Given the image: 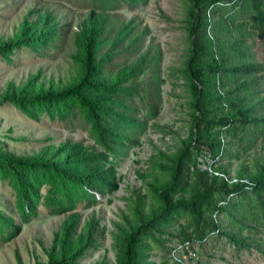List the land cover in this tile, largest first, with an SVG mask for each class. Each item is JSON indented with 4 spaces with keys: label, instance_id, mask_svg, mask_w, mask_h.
<instances>
[{
    "label": "trees",
    "instance_id": "obj_1",
    "mask_svg": "<svg viewBox=\"0 0 264 264\" xmlns=\"http://www.w3.org/2000/svg\"><path fill=\"white\" fill-rule=\"evenodd\" d=\"M75 1L88 13L73 33L72 79L45 85L39 71L20 86L8 85L0 98V104L11 103L35 121L46 116L77 122L94 140L87 146L67 140L33 155L9 152L0 143V179L14 189L22 222H30L42 203L51 213L67 214L46 251L47 261L34 264H79L99 248L98 220L92 218L78 232L80 214L75 211L100 204L96 194L108 198L119 188L117 159L155 127L150 123L163 103L162 56L156 45H143L147 27L140 29L135 18L119 23L109 16L121 5L133 9L147 0ZM181 2L186 55L182 70L173 69L172 75L182 79L189 129L170 151L154 149L148 171L137 172L144 191L134 189L123 197L125 210L111 231L117 264H176L169 257L174 240L207 238L204 246L211 237L224 238L236 253L244 252L264 233V63L256 60L250 42L264 38V0ZM30 15L15 37L0 42L1 59L10 61L23 48L43 55L64 40L70 25L59 24L56 14ZM140 105H146L142 113ZM258 145L262 154L234 169V177L249 180L248 189L201 170L217 158L216 170L229 175L233 161ZM177 226L181 230L174 233ZM0 231L8 242L21 226L0 212ZM152 244L164 254L159 262L150 260ZM94 264L112 263L104 258Z\"/></svg>",
    "mask_w": 264,
    "mask_h": 264
},
{
    "label": "rangeland",
    "instance_id": "obj_2",
    "mask_svg": "<svg viewBox=\"0 0 264 264\" xmlns=\"http://www.w3.org/2000/svg\"><path fill=\"white\" fill-rule=\"evenodd\" d=\"M78 5L80 4L75 0H0V42L16 36L30 11V19L38 17L44 10H49L56 14L59 24L70 25L57 49H47L40 55L23 48L17 50L10 61L0 58V98L8 85L20 86L39 71L42 72L45 85L49 82L65 83L72 79L76 67L73 61V33L78 22L88 13L78 9ZM183 11L181 0H147L146 5L138 4L132 9L125 4L115 14H109L111 17L116 16L119 23L135 18L140 29L147 27L148 36L143 45H156L162 56L160 70L164 80L161 85L163 103L158 117L150 123V126L154 124L155 127L147 129L140 137L139 144L132 147L127 156L121 155L117 159L119 188L108 198L96 194L100 204L75 211L80 214L78 232L92 218L98 220L95 237L99 248L82 258L79 264H94L104 258L117 264L111 231H114L112 223L120 221L121 211L125 210L123 197L129 196L134 189L144 191L137 172L148 171V162L155 148L170 151L176 138L185 137L188 133L187 109L180 85L182 79L178 78L177 73V77L172 75L173 69L182 70L186 55ZM250 42L254 43L252 50L256 60L264 63V38L257 36ZM140 108L142 113L146 110V105H140ZM158 127L171 129L176 134L165 135ZM67 140L82 142L86 146L94 143L88 130L77 122L72 125L70 122L49 120L46 116L35 121L27 118L11 103L0 104V143L9 152L33 155L47 147L55 148ZM258 149L260 145L251 154L244 155L240 161L234 160L229 175L234 177V169L238 164L251 165L254 157L262 154ZM225 163L226 160L220 165ZM45 192L46 188L42 190L43 195ZM17 204L14 189L7 181L0 179V212L5 219L21 226L19 235L8 242L2 239L0 231V264H18V258L21 264L46 262V251L51 248L55 232L60 230L67 214L51 213L42 203L38 207L37 215L30 222L23 223ZM221 219L227 222L228 216L221 215ZM179 230L181 228L177 226L173 232L177 233ZM255 239L257 242L250 243V250L236 253L234 246L228 244L224 238L211 237L199 248L198 264H264V233ZM176 243L177 240H174L170 244L171 248ZM162 254L160 250L153 249L149 255L150 260L159 262Z\"/></svg>",
    "mask_w": 264,
    "mask_h": 264
},
{
    "label": "built area",
    "instance_id": "obj_3",
    "mask_svg": "<svg viewBox=\"0 0 264 264\" xmlns=\"http://www.w3.org/2000/svg\"><path fill=\"white\" fill-rule=\"evenodd\" d=\"M217 4L221 5V2H217ZM217 158L214 160H210L209 163L205 166L201 167V170L208 172L210 176L219 177L223 179L229 186L243 183L246 184L245 188L248 189L251 186V183L247 179H238L233 176L226 175L225 173L219 172L216 170L217 167ZM234 193H231L229 196L233 197ZM224 204V202H219L218 206ZM207 240L204 239L202 242L204 243ZM201 241H184L178 242L172 246L169 257L172 262L176 264H198L199 263V247L201 246ZM179 253L178 255L176 253Z\"/></svg>",
    "mask_w": 264,
    "mask_h": 264
}]
</instances>
